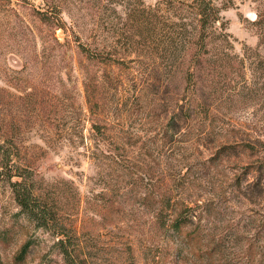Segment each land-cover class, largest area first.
<instances>
[{
	"label": "rangeland",
	"instance_id": "1",
	"mask_svg": "<svg viewBox=\"0 0 264 264\" xmlns=\"http://www.w3.org/2000/svg\"><path fill=\"white\" fill-rule=\"evenodd\" d=\"M138 6L0 0V264H264V0L189 73Z\"/></svg>",
	"mask_w": 264,
	"mask_h": 264
},
{
	"label": "trees",
	"instance_id": "2",
	"mask_svg": "<svg viewBox=\"0 0 264 264\" xmlns=\"http://www.w3.org/2000/svg\"><path fill=\"white\" fill-rule=\"evenodd\" d=\"M232 4L233 0H158L156 4L146 6L144 0H139L140 6L137 7V11L143 14L146 20L150 19V14L147 13L158 15L161 10L168 11L167 15H162L164 18L162 26L157 29L159 30L157 31L158 39L162 43L161 51L166 54L171 51L176 52L175 60L178 66H184L189 55L185 68V72L189 73L190 61L194 60L199 64L212 52L213 41H225L230 35L227 30L228 20L222 11ZM80 46L84 52H88L90 57L98 56L97 51L84 43H80ZM9 158L10 153L5 143L0 141V175H7L22 212L29 217L44 218L46 211L41 209L34 200L31 184L21 173H12L13 164H10ZM39 214L40 217H38ZM183 218H185L184 214H176L171 226L177 231L181 230L186 224ZM40 224L45 226L47 222L44 220ZM60 243L64 246L63 252L68 254L63 236L60 238ZM27 247L25 243L21 252L26 251Z\"/></svg>",
	"mask_w": 264,
	"mask_h": 264
}]
</instances>
